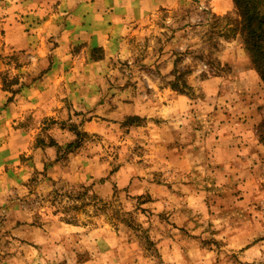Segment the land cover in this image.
Masks as SVG:
<instances>
[{
	"label": "rangeland",
	"instance_id": "rangeland-1",
	"mask_svg": "<svg viewBox=\"0 0 264 264\" xmlns=\"http://www.w3.org/2000/svg\"><path fill=\"white\" fill-rule=\"evenodd\" d=\"M224 1L184 0L92 52L105 60L103 81L74 87L103 98L60 84L66 119L39 126L30 154L55 145L57 166L0 178V264H264V80L234 0L220 12ZM33 22L40 46L7 56L25 65L24 84L52 69L58 43L45 19ZM73 68L59 77L90 69ZM12 75L6 87L22 82ZM96 117L103 128L85 131ZM65 127L60 145L53 134Z\"/></svg>",
	"mask_w": 264,
	"mask_h": 264
},
{
	"label": "crops",
	"instance_id": "crops-1",
	"mask_svg": "<svg viewBox=\"0 0 264 264\" xmlns=\"http://www.w3.org/2000/svg\"><path fill=\"white\" fill-rule=\"evenodd\" d=\"M225 1L224 7L219 6L220 12H226L232 6L229 0ZM183 2L184 0H0V17L3 20L0 37V178L16 183L27 178L35 168H44L46 160L53 161L54 166H57L55 145H45L40 158H33L30 154L33 152L31 144L41 129L39 126L46 125L51 120L66 119L60 116L66 113V107L60 102L56 103V91L60 84L65 82L69 87L70 97L75 93L78 99L103 98L102 91L89 92V85L74 87L73 79L79 83L83 79L88 84L103 81L105 60L102 57L92 59V52L99 48H104L106 52L112 50L120 42L119 38L130 31L133 22H141L159 10L175 8ZM52 4L57 5L58 9H43L44 5L48 8ZM35 19H45L49 26L47 31L51 35L55 34L50 37L58 41L53 45L56 55L52 69L43 78L34 76L31 82L24 84L22 76L25 75L22 73L26 69L25 65L10 64L11 58L7 56L40 46L41 31H37L34 22L33 27L30 26V21ZM81 51L88 52L89 59L76 53ZM68 52H71L70 55ZM32 58V67L40 64V57ZM69 64L72 70H75L74 66L83 65L90 69H84L83 74L78 77H73L72 73L59 77V69L62 66L69 67ZM7 71L13 73L10 76L12 79L19 74L22 82H12L10 87H6ZM71 85L73 90L70 89ZM80 89L84 91H76ZM31 114L35 119L30 124L28 118ZM103 126L102 119L97 117L83 124L87 132L100 131ZM60 132H64V137L58 139L55 134L53 137L60 145H67V128Z\"/></svg>",
	"mask_w": 264,
	"mask_h": 264
},
{
	"label": "trees",
	"instance_id": "trees-1",
	"mask_svg": "<svg viewBox=\"0 0 264 264\" xmlns=\"http://www.w3.org/2000/svg\"><path fill=\"white\" fill-rule=\"evenodd\" d=\"M234 2L242 17L240 25L245 46L251 55L256 70L264 80V0H234ZM187 85L188 84L184 82V86ZM176 87L178 89L181 88H179L177 84ZM78 135L84 134L78 132ZM79 142L80 139H76L72 141L68 147L77 145ZM80 197H83V194H81Z\"/></svg>",
	"mask_w": 264,
	"mask_h": 264
}]
</instances>
